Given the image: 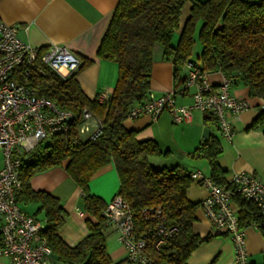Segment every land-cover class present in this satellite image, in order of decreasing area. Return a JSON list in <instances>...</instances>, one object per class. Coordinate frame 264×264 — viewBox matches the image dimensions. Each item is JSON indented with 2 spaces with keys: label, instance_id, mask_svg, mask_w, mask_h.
Listing matches in <instances>:
<instances>
[{
  "label": "trees",
  "instance_id": "1",
  "mask_svg": "<svg viewBox=\"0 0 264 264\" xmlns=\"http://www.w3.org/2000/svg\"><path fill=\"white\" fill-rule=\"evenodd\" d=\"M187 0H118L96 55L117 63L118 74L114 89L105 100L88 98L76 79L77 73L91 62L84 59L78 69L62 77L44 65L40 58L23 62L14 70L13 78L29 85L37 96H44L61 109L74 115L65 134L52 136L20 169L21 189L17 200L39 203L38 210L46 218L43 235L54 256L62 264H129L113 261L107 251L105 218L106 202L89 190V180L99 168L112 162L119 179L116 194L128 203L134 214L136 237L147 240L149 264H187L190 254L208 242L212 234L200 236L193 230L195 212L200 202L186 196L192 182L184 167L154 168L149 158L165 155L152 140L139 141L136 131L125 128L129 107L145 99L149 92L154 48L161 47L162 56L172 62L175 87L184 82L179 69L186 63L203 72L220 71L232 81L238 79L251 96L264 101V0H189V15L180 28L181 9ZM180 32L177 41L173 37ZM195 36L200 44L192 57ZM89 110L102 125L95 139L78 133L83 110ZM206 124L213 118L206 113ZM264 127V105L249 128ZM221 146L216 135L199 143L189 155L206 159L213 182L230 188L225 171L217 158ZM82 190L85 211L89 215V233L73 246L66 244L58 231L65 212L51 195L34 191L30 178L46 169L60 166ZM238 206L240 226L255 224L263 231L264 219L255 203L233 192ZM159 208L156 217H146L144 209ZM172 229L164 241L158 226ZM226 235V234H224ZM264 264V257L262 263Z\"/></svg>",
  "mask_w": 264,
  "mask_h": 264
},
{
  "label": "crops",
  "instance_id": "2",
  "mask_svg": "<svg viewBox=\"0 0 264 264\" xmlns=\"http://www.w3.org/2000/svg\"><path fill=\"white\" fill-rule=\"evenodd\" d=\"M118 0H0V19L4 23L17 26L18 37L33 47L44 51L51 43L64 45L80 60L90 59L76 75L83 93L90 99L102 94L111 95L117 80L118 67L113 60L102 59L96 55L100 41L107 29ZM191 3L185 2L181 9L180 28L189 15ZM180 28L173 37L177 41ZM198 53V52H197ZM197 53L193 56H196ZM80 63V64H81ZM189 63V62H188ZM188 63L179 69V75L186 77ZM194 66V62L192 63ZM206 78L213 85L224 77L220 71L205 72ZM181 85V84H180ZM173 64L161 53V47L154 48L153 63L149 77V89L155 95L175 90ZM230 93L247 102V108L238 114H228L233 126L231 139L223 137L215 123L206 124L205 112L194 110L189 122L176 123L168 111L161 112L157 118L139 115L126 118L123 122L128 130L136 131L139 141L152 140L165 155L151 156L150 164L157 169L172 168L180 165L192 176L186 196L192 202H200L207 196L208 189L200 183V177L210 176V167L206 159L193 158L189 153L202 141L205 127L211 129L221 146L217 162L225 171V176L232 172H246L264 179V127L249 128L252 121L263 108L264 101L251 96L247 87L238 79L232 81ZM193 89L176 93V105H188L192 102ZM210 134V135H211ZM0 151V168L2 167ZM62 165L46 169L30 178V187L34 191L45 192L55 197L61 204L65 218L58 234L69 246L78 243L88 233L87 219L82 190L67 173ZM89 190L101 197L106 203L116 194L119 179L112 162L99 168L89 180ZM19 206L41 221H46L43 210H38L39 203L20 201ZM196 221L193 230L200 236L212 234V238L189 256L187 264H236L232 240L220 233H215L201 206L195 212ZM246 250L250 264H261L264 257V234L257 226H243ZM117 238L114 226L105 228V235ZM105 237V238H106ZM107 246V244H106ZM113 261L126 258L125 248L117 241L107 247ZM52 258V257H51ZM0 264H8V258L0 255Z\"/></svg>",
  "mask_w": 264,
  "mask_h": 264
},
{
  "label": "built area",
  "instance_id": "3",
  "mask_svg": "<svg viewBox=\"0 0 264 264\" xmlns=\"http://www.w3.org/2000/svg\"><path fill=\"white\" fill-rule=\"evenodd\" d=\"M36 58L62 77L74 73L81 60L64 45L51 43L44 51L22 41L17 35V26L0 19V255L8 258V264H57L51 258V249L43 230L45 221L38 220L19 206L17 195L21 189L20 169L52 136L65 134L73 121V113L59 108L44 96H37L26 83L13 78L14 70L24 61L32 63ZM189 71L177 91L170 90L155 95L151 91L139 103L128 110V118L149 115L152 119L168 111L176 123L189 122L192 112L199 110L209 114L223 137L231 139L233 126L228 114H238L247 108V102L230 93L232 80L226 76L217 85L206 78L205 72L188 63ZM193 89L192 102L176 105V93ZM108 96L102 94L99 100ZM102 131L100 121L84 109L83 121L78 133L95 139ZM231 186L213 182L210 177H200V183L208 189L201 201V208L215 233L226 234L234 245L236 264H250L246 250L244 228L239 224L238 206L232 194L255 203L264 219V179L246 172H232L225 176ZM105 224L114 226L117 241L125 248L129 264H149L147 240L136 237L134 214L121 195L115 194L103 210ZM146 217H156L159 208L147 210ZM255 225V224H253ZM256 226V225H255ZM163 225L158 226L161 244L171 233Z\"/></svg>",
  "mask_w": 264,
  "mask_h": 264
},
{
  "label": "rangeland",
  "instance_id": "4",
  "mask_svg": "<svg viewBox=\"0 0 264 264\" xmlns=\"http://www.w3.org/2000/svg\"><path fill=\"white\" fill-rule=\"evenodd\" d=\"M195 43H194V45H193V51H192V55H195L198 51H199V49H200V44H199V42H198V39H197V37L195 36ZM194 57V56H193ZM114 236L115 235H112V234H109V235H107V237H106V244H107V247L109 246V245H111V244H113L115 241H117V238L115 239L114 238ZM118 242V241H117ZM51 257L54 259V256L53 255H51ZM57 264H62L61 262H59V261H55Z\"/></svg>",
  "mask_w": 264,
  "mask_h": 264
},
{
  "label": "water",
  "instance_id": "5",
  "mask_svg": "<svg viewBox=\"0 0 264 264\" xmlns=\"http://www.w3.org/2000/svg\"><path fill=\"white\" fill-rule=\"evenodd\" d=\"M210 134H211V129L208 127H205L202 133L203 139L207 140L210 137Z\"/></svg>",
  "mask_w": 264,
  "mask_h": 264
}]
</instances>
